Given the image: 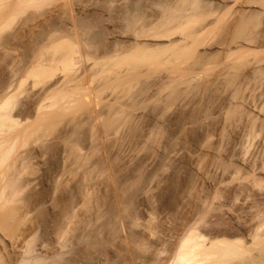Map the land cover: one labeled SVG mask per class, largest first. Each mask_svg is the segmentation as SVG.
Instances as JSON below:
<instances>
[{
    "label": "bare ground",
    "instance_id": "6f19581e",
    "mask_svg": "<svg viewBox=\"0 0 264 264\" xmlns=\"http://www.w3.org/2000/svg\"><path fill=\"white\" fill-rule=\"evenodd\" d=\"M85 2L0 0V264H264V160L252 158L244 175L206 138L207 163L236 171L218 169L213 192L193 173L183 184L169 132L189 119L179 129L190 139L210 125L206 104L219 87L206 82L207 60L226 54L217 73L232 88L225 121L249 120L247 153L262 141L264 99L253 90L264 84V0H111L134 36L113 50L100 11L108 0ZM208 36L237 50L200 48ZM195 89L198 108L171 109ZM143 110L152 119L141 146ZM127 141L136 149L126 154Z\"/></svg>",
    "mask_w": 264,
    "mask_h": 264
},
{
    "label": "rangeland",
    "instance_id": "374dc122",
    "mask_svg": "<svg viewBox=\"0 0 264 264\" xmlns=\"http://www.w3.org/2000/svg\"><path fill=\"white\" fill-rule=\"evenodd\" d=\"M86 2H87V0H85ZM88 1H90V0H88ZM92 2H94V1H98V0H91ZM123 1L124 0H116V4L114 5V6H120L122 3H123ZM218 1V0H217ZM85 2V3H86ZM108 4L107 5H105V6H103V7H101V10L100 11H102L104 14H105V16L108 18L107 20H106V26H107V28L110 30V41H111V38L112 39H115V40H112V42L109 44L110 46H109V48L108 49H110V50H113L114 49V47H115V44H114V41H116V40H119L122 44H124V45H127V43H128V45L130 44V42L133 40V34H131V33H129V34H127V33H124V31L122 30V28H123V26H124V24H123V21L121 20V18H120V16H119V8H117V7H113L112 5H110V3H111V0H108ZM94 5V4H93ZM56 6H58V5H56ZM91 6H92V3H91ZM95 6V5H94ZM94 6H92V8H95ZM234 7V6H233ZM57 8V7H56ZM99 8V7H98ZM58 9V8H57ZM234 10V8H232V11ZM112 32H113V34H112ZM118 33V34H117ZM126 34V35H125ZM112 35H114V36H112ZM115 36H118L117 37V39H116V37ZM209 37V39H207V38H205L204 40H208V44H207V42L205 41L204 43L207 45V46H210V44H211V48H209V47H207L205 44H204V46H203V44H202V46H200V48H207L208 50L210 49H212L213 51L215 50L216 52H217V50L218 51H222L223 53H227V51H234V50H237V45L238 44H236V43H216L217 41H216V38L214 39V41L212 40V39H210V36H208ZM130 38H132V39H130ZM130 39V40H129ZM262 39H264V37L262 38ZM210 40V41H209ZM123 41V42H122ZM130 41V42H129ZM126 42V43H125ZM210 42V43H209ZM248 43V42H247ZM245 44V43H243L244 45H250V43H248V44ZM214 44V45H213ZM212 45L214 46V47H212ZM248 45V46H249ZM255 45V44H254ZM122 46H120V48H121ZM247 47V46H246ZM249 47H252V48H254V46H252V44H251V46H249ZM244 48H245V46H244ZM246 49V48H245ZM245 49H243V50H245ZM209 50V51H210ZM226 54L224 55V56H218V57H216L215 58V56L213 57V59H208L207 61H209L210 63H211V61H214L213 63H211V64H213L212 65V70L210 71V73H213V75L212 74H207V76H208V78H206L207 80H206V82H213V80H214V78H216L215 80L216 81H214V82H216L215 84H216V86H218L219 87V90H218V94L216 95V96H214L213 98H211V101H209L210 103L208 104H206V106L208 105H210V112H209V117H210V119L208 120L209 122H211L210 123V125H207L205 122V127H204V125H202V127L200 126L199 127V130L198 131H196L195 133L193 132V134L194 135H192L191 134V138L190 139H187L186 137H183L184 135H183V132H181L182 131V129H179V127L180 128H182V124L185 122V121H181V123L180 124H176V126L175 125H173V126H171V128H170V130H169V132L171 131L172 133L170 134L171 136H173L172 138H174V140H178V141H176L177 142V146H176V149L177 150H174V152H176L177 154H175L174 152L172 153V155H173V157H175V160L176 159H178V160H176V162H177V164H176V162H175V166L177 167L178 165V167H177V169H179L178 171H179V175H181V176H179L180 178V180H181V182L183 183V184H186L187 183V176H189L191 173H193L194 175L196 174L197 176H195L196 177V179L199 177L198 175H200V177L197 179V180H195V177H194V180L197 182H195L196 184H195V186H199L198 188H200L201 186H207V187H209L207 190H209V191H212L211 189H213V186L214 187H218V185H216L215 184V182L217 181V180H219L220 178L219 177H222V176H219V177H217L218 175H220L219 173H221V175H222V171L223 170H221L220 168V166L219 165H217L216 164V162H214V161H211V163L212 164H210V163H207V162H209L208 160V157L207 156H205V151L204 150H206V145H204L203 146V144H205L204 142L205 141H207V140H209V143H210V141L211 142H213V143H210L212 146L215 144V146H214V148H216V147H219V146H217V145H219L220 144V146L222 145V149H224V150H221L220 151V154L221 153H223L224 152V155H226V156H230V158H232L233 159V162L234 161H236V163L235 164H237V162L240 164V166L242 165V166H244L245 168H243L242 166V170H243V174L245 173V171L247 172L248 171V168L250 169V166H251V163H252V161L256 158L257 160H258V162H260V161H263L264 160V135L263 136H261V137H259V138H262L261 140L262 141H260V139L259 140H256L255 142L257 143L258 141H259V145L258 144H256L255 142V144H254V147L252 148L253 150H251V153H252V155H251V153H247V151L245 150L246 149V146H247V141H248V138H250L251 137V129H253V126L251 125V123L249 122V120L248 119H246L245 117H243L242 119H239V120H237V121H235V123L233 124V125H230V123H227L226 121H225V113H226V110L228 109V107L230 106V102H231V98H232V88H226V87H224V84L220 81L221 79V77L219 78L218 77V72L220 71V70H224L223 69V67L225 66V64L226 63H228L229 62V58H227L226 59ZM223 72V71H222ZM221 72V73H222ZM246 72V71H245ZM223 74V73H222ZM221 74V75H222ZM219 75H220V73H219ZM243 75L244 76H241V79H240V82L241 81H243L242 83H244L245 84V86H244V84H242L241 86H242V88H243V90H244V92H245V95H247L248 93H249V89H246V87L248 86V80H247V76H246V74L245 73H243ZM207 77L206 76V74L205 75H203V77ZM210 76V77H209ZM213 76V77H212ZM217 76V77H216ZM202 76H201V79L203 78ZM243 77V78H242ZM218 78V79H217ZM245 78H246V80H247V82L245 83L244 81H246L245 80ZM209 79V80H208ZM198 80H200V79H197L196 81L198 82ZM211 80V81H210ZM194 82V83H197V82ZM241 84V83H240ZM262 84V85H261ZM261 85V86H260ZM255 89H256V91L255 90H253V92H255V94L253 93V95L255 96L254 97V99L257 97V99H255V101H258V102H262L261 101V99L263 100L264 99V84H263V82L262 83H258L257 84V86L255 87ZM155 90V88L153 87V89H151V91H150V93H152L153 94V91ZM196 90V89H195ZM202 91V90H201ZM199 89H197L196 90V92H194V94H192V93H189V95H185V97H183L182 99H180L179 100V103H177V105L176 106H173V108H171V109H173V111L175 110V107L176 108H180V109H182V108H184V107H187L188 109L189 108H193L194 106L196 107V108H198V106H200L198 103H199V100L201 99V95H202V92H201ZM257 95V96H256ZM262 97V98H261ZM259 98H260V101H259ZM198 101V102H197ZM181 103V104H180ZM196 104H198V106H196ZM179 106H181V107H179ZM206 106H204V107H206ZM203 107V108H204ZM203 110H205V109H201V110H199V114L203 117L204 116V114H205V111H203ZM147 113H146V112ZM170 111H172V110H170ZM173 111H172V114H173ZM187 111V110H186ZM136 112V116H137V111H135ZM145 112V113H144ZM144 113V114H143ZM170 113V112H169ZM187 113V112H186ZM139 115L140 114H142V115H138V117L140 118L141 116H142V118H141V123L143 124H141V126H143V128H144V135H143V137L139 140V144L142 146L143 144H144V142H145V139H147V137H148V133H149V130L151 129V119H152V117H151V115L149 114V111H147V110H143L142 111V113H141V111L138 113ZM148 114V115H147ZM183 114H185V113H183ZM189 114V113H188ZM188 114H185V118L187 119V116H188ZM143 115H147L146 116V118L143 116ZM144 117V118H143ZM185 118H184V120H185ZM204 118V117H203ZM143 119H145V120H143ZM143 120V121H142ZM207 121V122H208ZM187 122H188V124H187ZM185 124V126L187 125H192V123H190V121H189V119H187L186 120V122L184 123ZM209 127V128H208ZM206 128V129H205ZM198 129V128H197ZM175 130V131H174ZM205 130V131H204ZM173 132H174V134H173ZM207 133V134H206ZM226 133V134H225ZM250 135V136H249ZM170 136V137H171ZM193 136H196V137H193ZM249 136V137H248ZM194 139H193V138ZM171 138V139H172ZM201 138V139H200ZM207 138V139H206ZM209 138V139H208ZM183 139H185L186 141H187V148L186 149H183V147H184V145H183ZM206 139V140H205ZM204 142H203V141ZM128 141H130V140H128ZM126 142V145H125V150H126V154L128 153V150H129V152H130V149H136V142ZM201 142H202V144H201ZM215 142V143H214ZM250 142V141H249ZM261 142H263V143H261ZM127 143H131V144H127ZM134 144V145H133ZM190 144V145H189ZM202 145V147H201V145ZM263 146H261V145ZM134 146V147H132V146ZM189 145V146H188ZM258 145V146H257ZM129 146H131V147H129ZM193 146V147H192ZM258 148H257V147ZM191 147V148H190ZM204 147H205V149H204ZM256 147V148H255ZM127 148V149H126ZM181 150V148L183 149V151L181 150L180 152H179V149ZM203 150H201V149ZM254 148L255 149H257V150H254ZM145 150V149H144ZM185 150V151H184ZM186 150H188V151H186ZM191 150V151H190ZM201 150V151H200ZM229 150H230V152H234V154H233V152H232V154L231 153H229ZM236 151V153H235V151ZM215 151L216 152H218V149L216 150L215 149ZM223 151V152H222ZM178 152L180 153L179 154V156H178ZM184 152H186V153H184ZM189 154H188V153ZM205 152V153H204ZM229 153V155H228V153ZM242 152H244L243 153V156H241L242 155ZM132 153V152H131ZM145 152H140V153H138L137 154V156H142L143 154H144ZM204 153V154H203ZM226 153V154H225ZM237 153H238V155H237ZM245 153H246V155L248 154V156H246L245 155ZM253 153H254V155H253ZM181 154H184L183 155V158H182V156H181ZM202 154H203V156H202ZM236 154V155H235ZM241 154V155H240ZM258 154V155H257ZM223 155V154H222ZM221 155V156H222ZM224 155H223V158H224ZM261 155V156H260ZM185 156H186V158H185ZM226 156H225V159H226ZM237 156H239V158L237 157ZM241 156V157H240ZM246 158H245V157ZM249 156H250V158H249ZM255 156H257V157H255ZM176 157H180L182 160H180V158H176ZM207 157V158H206ZM259 157H262V158H259ZM204 158V159H203ZM206 158V159H205ZM230 158H227L226 160H228V161H231L232 159H230ZM252 158H254L253 160H252ZM200 159V160H199ZM202 159H203V161H202ZM241 160V161H240ZM256 160V161H257ZM180 161H182V163L180 162ZM202 161V162H201ZM246 163V164H243L244 162ZM155 162V163H154ZM179 162V163H178ZM240 162H242V164L240 163ZM250 164H249V163ZM119 163V162H118ZM181 163V164H180ZM213 163H215V165L213 164ZM207 164H209L208 166H207ZM153 165H155L156 166V159L154 158V155H151V154H147L146 155V157H145V163H144V167H145V171H146V173L149 175V179H151V180H153L154 182H156L157 181V179L159 178V175H161L160 174V172L159 171H161V170H159V169H157L156 167L154 168V166ZM181 165V166H180ZM206 165V166H205ZM250 165V166H249ZM232 166V165H231ZM231 166H229V168H228V170H226V171H223V173H227V174H229V175H232L234 172V170L236 171V169H234L235 167H233V169H230V168H232ZM247 166H249L248 168H247ZM153 167V168H152ZM169 167V166H168ZM180 167V168H179ZM217 167V168H216ZM219 167V168H218ZM169 171L171 170V169H169V168H167ZM217 169V170H216ZM218 169H220L221 171H219ZM223 169V168H222ZM153 170V171H152ZM168 170H166L167 172H168ZM209 170V171H208ZM215 170H216V172H215ZM230 170H231V172H232V174H231V172H230ZM154 171L156 172L157 171V173H154ZM192 171V172H191ZM194 171V172H193ZM211 171V172H210ZM217 171H219V173L217 172ZM230 173H229V172ZM163 173H162V177H164L165 175H166V172L165 171H162ZM164 172H165V175H164ZM159 173V174H158ZM188 173V174H187ZM206 173V174H205ZM209 173V174H208ZM215 173H217V175L215 174ZM154 174H157V176L156 177H158L157 179H156V177L154 176ZM212 174H213V177H214V179L212 178ZM227 174H225L226 175V177L228 176ZM153 175V176H152ZM210 175H211V177H210ZM245 175V174H244ZM201 176H203L202 178L203 179H201ZM215 176H216V178L217 179H215ZM161 177V178H162ZM155 178V179H154ZM219 178V179H218ZM148 179V180H149ZM156 180V181H155ZM152 181V182H153ZM183 181H185L186 183H184ZM154 182L152 183V186H154ZM218 182V181H217ZM151 183V181H149V183L148 184H150ZM156 184V183H155ZM203 184V185H202ZM211 187V188H210ZM216 189H218V188H216ZM213 191H214V189H213ZM212 191V192H213ZM29 239V236L25 239V240H23L22 241V243H20L19 244V247H17V249L19 248L21 251H24L25 250V248H26V245H27V243H28V240ZM22 254L23 253H20V251H19V253L16 255L17 257H20V256H22Z\"/></svg>",
    "mask_w": 264,
    "mask_h": 264
}]
</instances>
